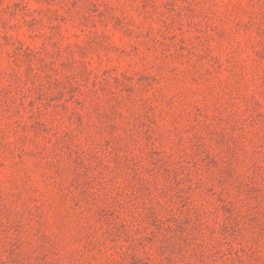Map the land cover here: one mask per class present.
Listing matches in <instances>:
<instances>
[{
	"label": "rangeland",
	"instance_id": "1",
	"mask_svg": "<svg viewBox=\"0 0 264 264\" xmlns=\"http://www.w3.org/2000/svg\"><path fill=\"white\" fill-rule=\"evenodd\" d=\"M0 264H264V0H0Z\"/></svg>",
	"mask_w": 264,
	"mask_h": 264
},
{
	"label": "clouds",
	"instance_id": "2",
	"mask_svg": "<svg viewBox=\"0 0 264 264\" xmlns=\"http://www.w3.org/2000/svg\"><path fill=\"white\" fill-rule=\"evenodd\" d=\"M30 6H33L34 7V5H30Z\"/></svg>",
	"mask_w": 264,
	"mask_h": 264
}]
</instances>
